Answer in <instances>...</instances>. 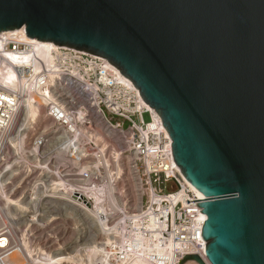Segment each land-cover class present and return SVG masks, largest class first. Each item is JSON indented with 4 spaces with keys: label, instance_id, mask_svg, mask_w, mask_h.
Returning a JSON list of instances; mask_svg holds the SVG:
<instances>
[{
    "label": "water",
    "instance_id": "obj_1",
    "mask_svg": "<svg viewBox=\"0 0 264 264\" xmlns=\"http://www.w3.org/2000/svg\"><path fill=\"white\" fill-rule=\"evenodd\" d=\"M20 28L129 79L205 196L207 261L264 264V0H0V32Z\"/></svg>",
    "mask_w": 264,
    "mask_h": 264
},
{
    "label": "built area",
    "instance_id": "obj_2",
    "mask_svg": "<svg viewBox=\"0 0 264 264\" xmlns=\"http://www.w3.org/2000/svg\"><path fill=\"white\" fill-rule=\"evenodd\" d=\"M21 29L0 32V190L24 205L12 204L13 215H8L0 195V264H33L32 256L44 259L47 254L91 259L93 264L103 259V264H131L133 255L143 258L142 238L134 233L145 236L141 222L151 214L154 229L148 233L157 236L163 253L173 245L167 249L168 259L154 254L153 261L178 264L185 254H197L205 263L206 242L199 239L204 219L196 204L205 198L172 165L166 152L172 140L160 116L105 58L29 38ZM9 73L14 75L12 88L4 86ZM67 83L80 87L89 105L122 139L123 155L133 158L141 199L136 209L127 210L138 216L137 228L132 227V215L123 222L117 215H102L110 227L104 231L87 220L84 226L76 224L79 207L93 206L85 190L108 186L112 194V146L110 139L104 150L86 144L88 159L106 156L108 165L82 170L81 159L73 160L68 145L78 136L76 129L95 124L90 125L88 113L74 122L67 116L74 117L79 109L67 104ZM30 107L34 117L28 115ZM171 180L178 189L165 192L164 184ZM68 219L74 229L67 227Z\"/></svg>",
    "mask_w": 264,
    "mask_h": 264
},
{
    "label": "bare ground",
    "instance_id": "obj_3",
    "mask_svg": "<svg viewBox=\"0 0 264 264\" xmlns=\"http://www.w3.org/2000/svg\"><path fill=\"white\" fill-rule=\"evenodd\" d=\"M22 30V29H21ZM46 46H51L49 43H45ZM15 61H18V58H14ZM14 75L12 73H9L7 76L4 77V86L7 88H12L14 86ZM63 92L65 94L67 104H77L78 106L76 108H79L76 114H73L74 117L71 114H68L67 116L71 117L72 122L77 121V119H83L89 111V117L94 120L95 126L94 128H85L83 125L79 126L78 130V136L76 135L75 139L71 140V154L74 158L73 160H80L81 164L80 167L82 170H88L92 168V166H98V165H108L109 158L107 159L106 156L101 157L100 155H96L95 157L89 158V154L87 152V146L86 141L90 140L95 143V146H97L98 149L104 150L108 144V139H110L111 146H112V164H113V173L111 176L112 184L110 188L111 195L109 194L108 186H103L99 189H95L92 191L85 190V195L92 198V208H81L79 215V222L81 224H85L86 219H88V222H91L92 224H95L99 229L101 230H107L109 229V225L105 223V219L102 217V215L108 216L114 215L115 212L117 215V218L120 219L119 221L123 222L126 219V215H132L130 218V221L132 223V227L137 228L142 223L143 226V232L146 231L145 236L138 234V232L134 233V236L138 239L142 238V255L143 258H140L138 254H135L132 256V262L131 264H158L157 260L152 259V255L158 254L162 256L163 259H168L167 251L171 250L173 248L172 243L168 244L166 247V252L163 253V250H161L160 247L157 245V236L149 231H153L154 229V215L151 214L148 216L144 222L138 221V216H134L131 211H128V205L136 209L138 205L140 204L141 194L138 190V176L136 171L134 170V167L132 165L133 158L131 156H124L123 155V141L120 138V136L109 126V124L104 119L103 115L98 112L96 109H94L89 103L87 102V99L81 95V89L78 85L67 83V85L64 87ZM84 105V109L81 107ZM31 106V105H30ZM75 108V109H76ZM28 115L30 117H34L35 110L33 107L29 108ZM89 143V142H88ZM116 146V147H115ZM69 147V146H68ZM85 160H90L86 161ZM184 178V177H183ZM185 180V179H184ZM186 183H188L185 180ZM189 184V183H188ZM190 185V184H189ZM190 187L194 190V192L199 196V198L203 199L205 196L201 194L198 190H196L193 186L190 185ZM74 190V188L72 189ZM87 191V192H86ZM0 195L4 197L3 200V209L6 210V213L8 215H13V211L11 208V205H18L19 207H24L23 204L16 202V200L11 199L7 196V194L3 193L0 190ZM128 201V202H127ZM137 215V214H136ZM202 218L204 219L203 215ZM168 249V250H167ZM205 249V245H204ZM94 252L97 254H101V251L99 249H95ZM82 255L80 254V257ZM104 259L97 262V264H103ZM64 263H70V264H93L91 262H86L83 260H76L71 255H52L47 254L45 255L44 259L39 258V260L33 259V264H64ZM165 263V260L163 261V264ZM205 264H210L209 262H205Z\"/></svg>",
    "mask_w": 264,
    "mask_h": 264
},
{
    "label": "rangeland",
    "instance_id": "obj_4",
    "mask_svg": "<svg viewBox=\"0 0 264 264\" xmlns=\"http://www.w3.org/2000/svg\"><path fill=\"white\" fill-rule=\"evenodd\" d=\"M83 109H84V105H82L81 106ZM88 114H89V111H88ZM88 114H86V115H88ZM90 119V125H92V124H95L94 123V120L93 119H91V118H89ZM145 120H148V117H147V115H145ZM93 121V122H92ZM85 128H92V126H85V125H83ZM96 127V126H95ZM89 142V143H88ZM112 142V141H111ZM113 143V142H112ZM86 144L87 145H89L90 147H95V143L94 142H92V141H86ZM69 150L71 149V146H70V143H69ZM116 147V146H115ZM86 161H90V160H85V162ZM178 189V185L174 182V181H169V182H166L165 184H164V190H165V192H168V193H170V192H174V191H176ZM127 205H128V207H131L130 205H129V203H127ZM114 215L116 214L115 212L113 213ZM87 221H89L88 219H86ZM68 223H67V227H69V228H71V229H74V224L72 223V220H69L68 219V221H67ZM78 222H79V219H78V221L76 222V224H78ZM80 223V222H79ZM81 224V223H80ZM66 225V222L64 221L63 223H61V226L63 227V226H65ZM81 226H84V224H81ZM32 259H37V260H39V258H35L34 256H32ZM33 262V261H32Z\"/></svg>",
    "mask_w": 264,
    "mask_h": 264
}]
</instances>
